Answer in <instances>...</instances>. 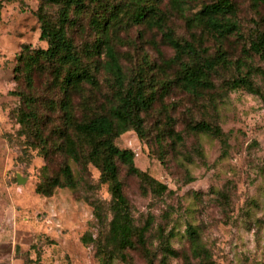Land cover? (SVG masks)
<instances>
[{
  "label": "rangeland",
  "instance_id": "1",
  "mask_svg": "<svg viewBox=\"0 0 264 264\" xmlns=\"http://www.w3.org/2000/svg\"><path fill=\"white\" fill-rule=\"evenodd\" d=\"M210 1L198 0L192 4L193 12ZM232 1L237 6L236 21L241 36H230L223 43L222 50L230 66L217 68L211 74L213 89L196 97L172 86L163 100L144 115L143 140L133 131L115 140L119 149L133 152L137 169L167 188L158 196L141 179L127 175L123 165H118L135 225L142 227L148 218L152 220L146 239L156 256L154 264H159L158 241L162 236L169 239L171 248L178 253L175 258L168 257L166 264H198L190 254L186 234L189 225L196 228L208 250V264H264V65L244 52V41L252 34L254 20L264 19V8L259 9L258 17L249 0ZM157 2L168 16L167 28L177 39L189 41L190 31L170 10L169 0ZM36 7V0L0 6V94L13 89L28 93L21 73H14L13 69L22 45L46 48L39 40ZM45 9L49 15L56 16L55 6ZM194 33L199 35L198 31ZM113 35L114 48L129 78L141 71L150 72L151 83L156 85L173 78L178 67L165 66L174 57V51L162 41V30L127 23ZM68 36L76 50L85 55L84 50L97 38L89 25L88 14L76 19ZM217 47L212 39H207L199 49L202 56L213 57ZM249 69H256L251 79L263 97L226 89L225 82L236 77L237 72L245 73ZM14 76L18 85L13 81ZM96 79L99 90L86 88V94L92 101L101 103L111 92L110 81L102 69L96 71ZM47 83V74L35 77V91L43 99H55L56 94L46 87ZM10 100H7L10 108L17 105L15 98ZM79 102L75 99L76 104ZM167 116L174 120L173 130L180 133L182 141L172 143L164 137L160 153L156 136L168 125ZM45 121L44 135L49 140L50 130L61 123L52 112H46ZM199 121L218 126L224 142L186 130L188 123ZM15 123L5 121V115L2 116L0 131L13 137L20 129ZM25 132L29 134L13 138L19 164L14 162V151L0 147V264H99L94 258V248L83 247L79 238L85 232L93 237L100 234L85 198L106 208L110 201L107 185L99 182V172L94 167L88 165L83 171L70 162L78 180L76 191L57 188L48 198L37 194L35 187L44 179L42 156L45 154L46 159L52 160L47 176L58 172L64 158L51 142L48 149L35 148L38 142L33 131ZM17 175L24 183H17ZM126 257V262L116 257L112 264H146L138 251H127Z\"/></svg>",
  "mask_w": 264,
  "mask_h": 264
},
{
  "label": "trees",
  "instance_id": "2",
  "mask_svg": "<svg viewBox=\"0 0 264 264\" xmlns=\"http://www.w3.org/2000/svg\"><path fill=\"white\" fill-rule=\"evenodd\" d=\"M36 1L34 16L39 25V40L46 44V48L31 49L28 45H22L23 49L16 57L17 65L13 71L21 73L28 93L17 92L15 89L8 91V101L15 98L18 106L14 104L10 108L8 101L5 104L8 110L7 120L16 122L20 129L13 137L8 132L2 133L1 137L5 145L14 151L16 164L20 160L13 138L29 134L25 130L33 131V137L38 142L34 145L35 148L48 149L51 142V146L63 156L58 172L52 176L46 174L52 160L46 159L45 154L42 156L45 160L41 168L44 179L43 183L36 185L35 192L46 198L51 197L57 188L72 191L78 189V180L70 162L80 166L83 171H86L88 165L94 167L99 172V182L107 185L110 201L104 208L97 201L85 198V202L92 208L96 226L102 232L96 237L85 232L79 242L85 248H94V258L99 264H112L116 257L126 262L127 251H138L144 256L146 264H154L156 256L150 251L146 239L152 220L148 218L142 227L135 225L119 179L118 165H123L127 175L141 179L158 196L164 194L167 188L137 169L133 152L119 149L115 140L131 131L139 140H143L144 115L156 102L163 100L172 86L196 97L205 90L213 89L211 74L217 68L230 66L222 50L223 43L230 36H241L240 25L236 21L237 6L232 0H212L193 12L192 4L198 0H169L170 10L183 20L186 29L190 31L191 39L187 41L177 39L167 28L168 16L159 9L157 0ZM14 2L20 4L21 0H0V6L2 3ZM249 2L254 14L259 17V9L264 8V0ZM49 6L57 8L55 17L47 13L45 8ZM85 14H88L89 25L97 38L84 50L83 55L76 50L68 36V30L76 24V19ZM263 21V17L254 20L252 34L244 41V52L248 57H257L264 65ZM127 23L144 24L149 28L162 30V41L174 51V57L165 66L178 67L171 80L156 85V82L151 83L150 72L145 74V71L129 78L113 43V34L122 24ZM197 31L199 35L194 33ZM207 39H212L218 45L213 57H204L200 53L199 47ZM93 62L95 65L91 67ZM99 69L106 73L111 87V92L101 103L92 101L86 94V88L99 90L96 79V71ZM255 71L256 69H249L245 73L237 72L236 77L225 82L226 89L243 90L263 97L251 79ZM43 74L48 76L46 87L56 94L55 99H43L42 94L35 91L34 78ZM13 81L18 85L16 76ZM75 99L80 102L76 104ZM46 112L56 114L61 123L50 130L49 140L44 135ZM173 121L167 116L168 125L156 136L160 153L164 137L172 143L182 141L180 133L173 130ZM186 130L224 142L220 128L206 121L190 122L186 125ZM101 233L104 236H100ZM186 234L192 259L197 260L198 264H208L209 253L201 243L196 228L189 225ZM158 242L161 252L159 264H166L168 257L178 256L171 248L168 238L162 236Z\"/></svg>",
  "mask_w": 264,
  "mask_h": 264
},
{
  "label": "crops",
  "instance_id": "3",
  "mask_svg": "<svg viewBox=\"0 0 264 264\" xmlns=\"http://www.w3.org/2000/svg\"><path fill=\"white\" fill-rule=\"evenodd\" d=\"M7 93V91H6ZM6 93L3 95L2 93L0 94V120H2V116L5 115V121H7V108H5V104L8 100L7 96H6ZM2 131H0V147H3L5 146L6 148H8L6 145H5V142L4 140L2 139Z\"/></svg>",
  "mask_w": 264,
  "mask_h": 264
},
{
  "label": "water",
  "instance_id": "4",
  "mask_svg": "<svg viewBox=\"0 0 264 264\" xmlns=\"http://www.w3.org/2000/svg\"><path fill=\"white\" fill-rule=\"evenodd\" d=\"M16 179L18 184L24 183V180L19 175L16 176Z\"/></svg>",
  "mask_w": 264,
  "mask_h": 264
}]
</instances>
